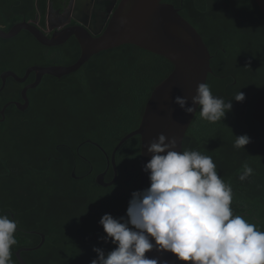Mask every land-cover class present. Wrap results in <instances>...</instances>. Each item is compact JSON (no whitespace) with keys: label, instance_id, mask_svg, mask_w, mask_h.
I'll use <instances>...</instances> for the list:
<instances>
[{"label":"trees","instance_id":"1","mask_svg":"<svg viewBox=\"0 0 264 264\" xmlns=\"http://www.w3.org/2000/svg\"><path fill=\"white\" fill-rule=\"evenodd\" d=\"M58 1L0 0V28L9 30L24 19L44 26L49 2L57 9ZM164 1L202 35L212 54L207 83L214 96L233 104L215 123L202 119L198 109L183 150L212 157L232 186L233 213L264 231V15L256 0ZM80 54L74 36L57 46L40 43L27 30L0 37V88L6 70L23 76L32 65H70ZM173 67L163 55L136 44L108 48L70 74L44 75L28 90V108L11 104L2 119L3 106L23 101L22 88L35 73L26 82L7 78L0 91V215L18 222L12 264H20L16 251L23 247H33L21 252L27 264H90L97 257L94 246L105 252L115 248L100 239L107 234L99 220L105 213L125 216L131 193L139 190L141 137L132 136L117 150V178L107 186L96 178L107 169L110 181L114 170L95 142L110 156L121 138L138 128L152 90ZM239 91L245 93L243 102L232 99ZM242 134L251 142L236 149L235 135ZM245 163L254 173L240 181ZM40 233L45 239L35 248Z\"/></svg>","mask_w":264,"mask_h":264},{"label":"clouds","instance_id":"2","mask_svg":"<svg viewBox=\"0 0 264 264\" xmlns=\"http://www.w3.org/2000/svg\"><path fill=\"white\" fill-rule=\"evenodd\" d=\"M239 91L233 100L243 102ZM188 105L186 97L174 102L186 113L200 109L202 119L221 121L232 110V100L214 96L208 83H198ZM247 134L235 135L234 147L245 148ZM175 137L159 134L147 147L151 159L144 165L150 186L131 193L126 215L105 213L99 220L105 243L115 248L105 252L93 247L97 257L90 264H159L150 251H167L190 264H264V231L233 213L230 183L218 174L212 157L197 150H175ZM254 169L247 163L238 178L244 181ZM251 211V210H250ZM18 222L0 215V264H12L14 233ZM164 264H167L165 261Z\"/></svg>","mask_w":264,"mask_h":264},{"label":"water","instance_id":"3","mask_svg":"<svg viewBox=\"0 0 264 264\" xmlns=\"http://www.w3.org/2000/svg\"><path fill=\"white\" fill-rule=\"evenodd\" d=\"M119 1L118 7L100 27L96 23L97 18L95 16L81 14L78 10V4H74L73 14L60 16V20L56 22L48 15L47 26L49 30H53L50 36L39 27L38 23L25 19L14 24L9 30L0 28V37L2 38H12L22 30H27L46 46L63 44L74 36L81 47L79 59L70 65L53 64L45 66L35 64L28 67L23 76L13 70L2 72L0 91L5 87L8 77H13L18 82H26L31 73L34 72L35 78L23 87L21 92L23 102L18 100L7 102L1 109V114L3 119L6 108L11 104H15L22 111L26 110L30 102L28 90L37 87L44 75L49 74L60 78L77 71L94 54L102 50L125 43H133L153 53L163 55L173 63L174 67L168 76L153 89L146 102L138 128L122 137L110 156L95 142L107 156V168L112 165L114 170V176L110 182H106L104 179L106 171L98 174L96 178L99 184L107 186L117 178V150L132 136L140 135L139 190H143L150 186L149 175L143 170L144 165L151 159V154L147 152L149 143L162 133L169 138L175 137L177 140L175 150H183V141L199 108L194 106L196 107L194 113H186L174 102V98L176 96L186 97L188 105L192 104L191 98L196 94L198 83H207L209 74L213 72L211 67L212 55L202 35L173 3L164 0ZM256 2L264 15V0H256ZM83 5L87 12L98 14L99 0H83ZM50 7H52L51 3ZM107 10L108 7L105 11ZM72 18L77 23L67 25V23H71ZM73 176L76 177L74 172ZM40 234L42 241L35 248L40 247L44 242L45 235ZM31 249L33 247H23L16 251L20 264H27L21 252ZM146 255L149 258H157L159 264H164L165 261L167 264H176L175 255L167 251L157 252L153 250Z\"/></svg>","mask_w":264,"mask_h":264},{"label":"flooded vegetation","instance_id":"4","mask_svg":"<svg viewBox=\"0 0 264 264\" xmlns=\"http://www.w3.org/2000/svg\"><path fill=\"white\" fill-rule=\"evenodd\" d=\"M95 1V0H94ZM115 0H102L101 2H100V0H99V3H100V6H99V12H98V14L99 13H101V12H104V13H102V15L103 16H105L106 15V12L107 11H105L106 10V8L108 7V4H111V3H113ZM119 1V0H118ZM74 2H75V0H73L72 1V3H66V4H64V6H60L59 8H57V9H52V8H49V5H48V10H47V14H46V24L44 25V26H42V28H44L45 29V31H46V33L48 34V35H51V33H52V31L53 30H49V28H48V26H47V19H48V15H50L51 17H52V19H53V21L54 22H56V21H58V20H60V16H63V15H70V14H72V8H73V5H74ZM88 2V1H87ZM51 12V13H50ZM77 21L76 20H74L73 18H72V21H71V23H67V25H70V24H74V23H76ZM96 23H97V25L100 27L101 26V23L100 22H98V20H96ZM39 24V23H38ZM40 25V24H39ZM41 26V25H40ZM66 26V25H65Z\"/></svg>","mask_w":264,"mask_h":264},{"label":"bare ground","instance_id":"5","mask_svg":"<svg viewBox=\"0 0 264 264\" xmlns=\"http://www.w3.org/2000/svg\"><path fill=\"white\" fill-rule=\"evenodd\" d=\"M119 2L120 1H114L113 3H111V4H108V10H107V12H106V15L105 16H103L102 15V13H104V12H101V13H99V14H94V13H90V12H87L86 10H85V8H84V5H83V0H75V2H74V4L76 5V4H78V10L81 12V14H87V15H89V16H95L96 18H97V20H98V22H100L101 24H103V23H105V20H107V18L109 17V16H111L112 15V13H113V11L118 7V4H119ZM50 3L52 4V7H50ZM99 5H100V3H99ZM74 6V5H73ZM49 8H52V9H55L54 8V5H53V3L52 2H49ZM112 8V9H111ZM97 9H99V8H97ZM72 14H73V8H72ZM77 23V22H76ZM76 23H74V24H76ZM39 25V24H38ZM193 25V24H192ZM67 26V25H66ZM39 27H41L42 28V26H40L39 25ZM44 31H45V29L44 28H42ZM46 32V31H45ZM47 34V33H46ZM48 35V34H47ZM50 36V35H49ZM133 44V43H132ZM57 46V45H56ZM119 46V45H118ZM81 55V54H80ZM212 55V54H211ZM79 59V58H78ZM75 63V62H74ZM53 65V64H52ZM64 65V64H63ZM18 74V73H17ZM30 83V82H29ZM160 83V82H159ZM158 83V84H159ZM28 84V83H27ZM26 85V84H25ZM24 85V86H25ZM156 87V86H155ZM154 87V88H155ZM23 89V88H22ZM153 91V90H152ZM22 92V91H21ZM152 93V92H151ZM151 95V94H150ZM150 97V96H149ZM149 99V98H148ZM30 101V100H29ZM148 101V100H147ZM21 102H23V101H21ZM30 103V102H29ZM106 172H107V169L105 170ZM104 172V171H103ZM100 174V173H99ZM106 175V174H105ZM105 179V178H104ZM113 179V178H112ZM111 179V180H112ZM110 180V181H111ZM106 181V180H105ZM110 181H106V182H110ZM116 181V180H115ZM114 181V182H115ZM113 182V183H114ZM112 183V184H113ZM111 185V184H110ZM25 260V259H24Z\"/></svg>","mask_w":264,"mask_h":264},{"label":"rangeland","instance_id":"6","mask_svg":"<svg viewBox=\"0 0 264 264\" xmlns=\"http://www.w3.org/2000/svg\"><path fill=\"white\" fill-rule=\"evenodd\" d=\"M72 1L73 0H59L58 1V3H57V7H58V5H60V6H64V4H66V3H72Z\"/></svg>","mask_w":264,"mask_h":264}]
</instances>
